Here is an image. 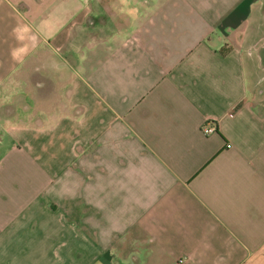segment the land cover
I'll return each instance as SVG.
<instances>
[{
  "label": "crops",
  "instance_id": "crops-1",
  "mask_svg": "<svg viewBox=\"0 0 264 264\" xmlns=\"http://www.w3.org/2000/svg\"><path fill=\"white\" fill-rule=\"evenodd\" d=\"M263 1L0 0V264H264Z\"/></svg>",
  "mask_w": 264,
  "mask_h": 264
},
{
  "label": "built area",
  "instance_id": "built-area-1",
  "mask_svg": "<svg viewBox=\"0 0 264 264\" xmlns=\"http://www.w3.org/2000/svg\"><path fill=\"white\" fill-rule=\"evenodd\" d=\"M201 132L204 135L213 134L216 132V124L212 120H206L201 126Z\"/></svg>",
  "mask_w": 264,
  "mask_h": 264
},
{
  "label": "rangeland",
  "instance_id": "rangeland-1",
  "mask_svg": "<svg viewBox=\"0 0 264 264\" xmlns=\"http://www.w3.org/2000/svg\"><path fill=\"white\" fill-rule=\"evenodd\" d=\"M264 2V1H263ZM263 10H264V3H263Z\"/></svg>",
  "mask_w": 264,
  "mask_h": 264
}]
</instances>
